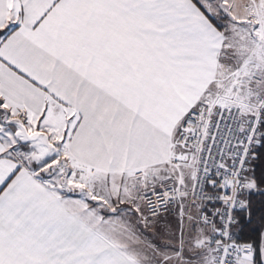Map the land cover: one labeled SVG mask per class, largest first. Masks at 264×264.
I'll return each instance as SVG.
<instances>
[{"label":"snow or ice","instance_id":"obj_1","mask_svg":"<svg viewBox=\"0 0 264 264\" xmlns=\"http://www.w3.org/2000/svg\"><path fill=\"white\" fill-rule=\"evenodd\" d=\"M0 264H264V0H0Z\"/></svg>","mask_w":264,"mask_h":264}]
</instances>
